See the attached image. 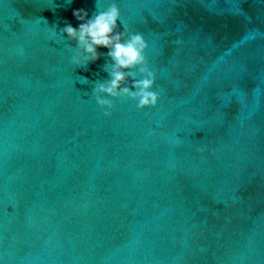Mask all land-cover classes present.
Wrapping results in <instances>:
<instances>
[{"label": "water", "instance_id": "95a60500", "mask_svg": "<svg viewBox=\"0 0 264 264\" xmlns=\"http://www.w3.org/2000/svg\"><path fill=\"white\" fill-rule=\"evenodd\" d=\"M112 3L159 99L105 116L61 28ZM0 264H264V0H0Z\"/></svg>", "mask_w": 264, "mask_h": 264}, {"label": "clouds", "instance_id": "9594fccd", "mask_svg": "<svg viewBox=\"0 0 264 264\" xmlns=\"http://www.w3.org/2000/svg\"><path fill=\"white\" fill-rule=\"evenodd\" d=\"M97 7L102 10L97 11L92 16H89L87 9L83 7L73 9L72 15L80 23L76 26L68 23L61 28V31L68 38L74 39L77 44V51L72 56L71 62L77 65L94 62L100 58L98 49H107L106 54L111 58V63L105 64V70L109 72L110 79L106 82L96 83L93 88V93L96 94V103L102 107L105 116L111 115L114 103L112 100L100 96L99 93L101 92L107 93L112 97L130 96L137 100V108L149 105L155 106L158 102L159 94L148 90L154 83V73L147 67L140 68L141 72L147 74L146 78L133 80V86L138 88L139 91H132L127 85L122 83L127 76H134V73L125 72L123 69H130L136 65L145 64L144 50L147 47V42L140 33L131 35L126 41L122 39L124 32L116 31L120 10L115 3L107 7L102 5H97ZM39 19L41 21L43 18ZM44 23L46 24L47 21H44ZM178 132L179 128H175L168 141L173 149H180L184 144V140L178 135ZM196 151L204 154L209 152V148L207 145H201Z\"/></svg>", "mask_w": 264, "mask_h": 264}]
</instances>
